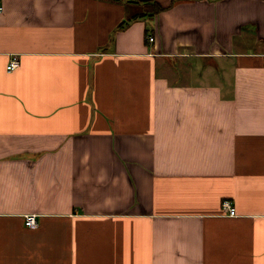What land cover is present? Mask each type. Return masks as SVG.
<instances>
[{
  "label": "crops",
  "instance_id": "obj_1",
  "mask_svg": "<svg viewBox=\"0 0 264 264\" xmlns=\"http://www.w3.org/2000/svg\"><path fill=\"white\" fill-rule=\"evenodd\" d=\"M145 1L0 0V264H264V0Z\"/></svg>",
  "mask_w": 264,
  "mask_h": 264
},
{
  "label": "built area",
  "instance_id": "obj_2",
  "mask_svg": "<svg viewBox=\"0 0 264 264\" xmlns=\"http://www.w3.org/2000/svg\"><path fill=\"white\" fill-rule=\"evenodd\" d=\"M3 11V7L0 6V12ZM153 38H149L150 42H153ZM20 67V58L17 55H13L11 56V59L7 65V72L8 73H12L14 71H16L18 68ZM222 208L223 210L230 216V217H235L236 216V210L235 208L232 206L231 202L229 201H224L222 204ZM25 226H27L30 229H36L38 228V220H37V216L36 215H30L26 217L25 220Z\"/></svg>",
  "mask_w": 264,
  "mask_h": 264
},
{
  "label": "trees",
  "instance_id": "obj_3",
  "mask_svg": "<svg viewBox=\"0 0 264 264\" xmlns=\"http://www.w3.org/2000/svg\"><path fill=\"white\" fill-rule=\"evenodd\" d=\"M144 4H145V7L148 8V10H146L144 14H142L140 16L134 17L132 20H137V19L145 18L147 16L152 17V16H154V15H156L158 13H161L164 10L159 5H157L156 3L152 2V1H149V0H146ZM130 22H131V20L128 21V22L123 23L122 26H120V27L123 28L126 25H128Z\"/></svg>",
  "mask_w": 264,
  "mask_h": 264
}]
</instances>
